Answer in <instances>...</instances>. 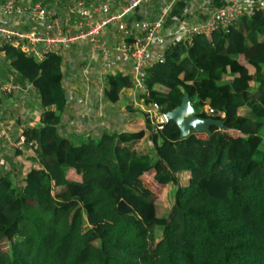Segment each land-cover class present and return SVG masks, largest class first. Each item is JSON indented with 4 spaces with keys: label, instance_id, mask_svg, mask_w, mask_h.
<instances>
[{
    "label": "trees",
    "instance_id": "1",
    "mask_svg": "<svg viewBox=\"0 0 264 264\" xmlns=\"http://www.w3.org/2000/svg\"><path fill=\"white\" fill-rule=\"evenodd\" d=\"M2 49L43 111L23 132L37 165L19 184L0 173V264H264V8L147 68L144 104L167 113L189 94L199 116L225 123L185 138L172 120L156 130L142 109V128L64 136L63 55ZM133 86L107 74L103 95L116 104ZM146 138L155 158L137 150Z\"/></svg>",
    "mask_w": 264,
    "mask_h": 264
},
{
    "label": "built area",
    "instance_id": "2",
    "mask_svg": "<svg viewBox=\"0 0 264 264\" xmlns=\"http://www.w3.org/2000/svg\"><path fill=\"white\" fill-rule=\"evenodd\" d=\"M152 1L126 0L121 3L120 0H77L62 12H51L39 2L30 1L24 5L16 4L13 0L0 1V43L21 46L27 55L38 61H42L50 52L70 50L76 44L88 43L94 54L97 53L102 68L110 70L107 74L125 72L124 75L131 76L134 90L146 94L147 68L154 63L164 62L171 46L180 41L190 44L196 34L228 30L242 15H252L258 8H264V1L244 3L243 0H229L226 5L209 10L208 15L200 21H180L170 27L163 19L134 17L136 12L142 11V7ZM111 26L124 33L120 42L109 41L107 30ZM85 76L88 79V75ZM65 81L64 74V86ZM11 91V87L0 83V98ZM140 109L148 114L153 124L156 118V130L162 129L169 121L166 113L160 112L158 104H142ZM207 111L214 112L209 105ZM218 113L225 116V113ZM11 130L12 124H4L0 110L1 134L10 139ZM19 144H26L24 134L20 136ZM30 145L32 150L37 147L34 143ZM5 164V160L1 159L0 165Z\"/></svg>",
    "mask_w": 264,
    "mask_h": 264
},
{
    "label": "crops",
    "instance_id": "3",
    "mask_svg": "<svg viewBox=\"0 0 264 264\" xmlns=\"http://www.w3.org/2000/svg\"><path fill=\"white\" fill-rule=\"evenodd\" d=\"M121 1V0H120ZM260 3L264 0H243L244 3L249 2ZM122 2V1H121ZM124 0L122 3H125ZM229 0H153L149 4H146L142 7V11H138L135 13L134 17L136 18H145V17H152L155 19H163L167 26H174L175 22L180 21H187L190 23H194L197 21L202 20L208 15L209 10L218 9L224 5H226ZM148 15V16H147ZM3 44L0 43V83L5 86H9L12 88L11 93H4L3 96L0 98V110L1 116L3 118V122L6 126L12 124V130L10 134V139L4 137L0 131V142L3 141L4 143H0V158L4 156H9V152L4 150V146L8 144L5 142H9L13 146H16V140L19 143L20 136L23 134L24 130L29 127H36L39 126L41 113L43 111V104L41 102L40 94L37 88L29 81V79L25 76L20 75L11 65L10 61L7 59L5 52L2 49ZM63 70V69H62ZM64 72V71H63ZM65 74V73H64ZM97 90L96 87H94ZM92 87L90 90H94ZM72 89V88H71ZM134 90V88H128ZM89 90V91H90ZM96 92L98 93V91ZM125 90V89H124ZM123 90V91H124ZM88 91V90H87ZM121 92V95L123 93ZM69 92V94H68ZM73 90L66 91L67 100H68V107L65 113L63 114L62 122L59 125V130L62 135L70 137V138H80L83 137L84 132L81 130L83 129L81 126H78L80 130L75 129V125L80 124L82 120H86L87 118L93 117V111H95L94 106L98 105V102L102 100V96L99 93L97 98L91 95V101H87L86 103H79L73 100L72 94ZM71 94V95H70ZM141 95V94H140ZM122 97V96H121ZM109 102V101H108ZM112 105L114 103L110 102ZM93 106V107H91ZM80 110H88L82 115L80 114ZM101 109V108H100ZM96 109L97 114H102L101 117H94L97 120H100L101 125H105L106 127L109 125L108 122H111L113 119V115L115 113L114 110H103V108ZM100 110V111H99ZM118 111V110H116ZM96 114V115H97ZM98 116V115H97ZM85 118V119H84ZM111 118V119H110ZM93 120V119H92ZM96 120V121H97ZM122 125H125L126 128H122V130H134V117H129L126 120V116L124 115L121 119ZM85 123H87L85 121ZM94 123V120H93ZM14 124V125H13ZM92 126V125H91ZM82 128V129H81ZM7 129V128H6ZM101 133V132H100ZM98 133L94 131L88 133L90 136H97ZM99 135V134H98ZM8 148H13L8 146ZM27 148L30 147L26 145H20L14 151V154L10 157H7V162L18 163L19 167L23 169V174H26L30 167L36 166L37 161L28 159H22V156H33L27 152ZM12 160V161H11ZM29 162V163H28ZM18 166V165H17ZM4 167L0 165V173L3 172ZM17 172L16 168L14 170V178L17 182ZM24 176V175H23Z\"/></svg>",
    "mask_w": 264,
    "mask_h": 264
},
{
    "label": "rangeland",
    "instance_id": "4",
    "mask_svg": "<svg viewBox=\"0 0 264 264\" xmlns=\"http://www.w3.org/2000/svg\"><path fill=\"white\" fill-rule=\"evenodd\" d=\"M0 1H8V0H0ZM16 4H27L28 2H36V3H42L43 5H45L46 8L50 9L51 12H62L66 6H68L70 3L77 1V0H13ZM122 2L124 0H121ZM121 2V3H122ZM24 24V22H23ZM109 27L107 30V37L109 39L110 42H120L122 40V38L124 37V33L122 31H117L118 29L115 27ZM59 53H62L64 56V61L62 63V69H63V73H65L66 76V81H65V89L66 91L73 90L72 96H73V100L77 101L79 103H86L87 101H91V95L93 94V97L97 98V95L102 96V100L101 102H98V105L95 108V111H93V114L95 115V117H101L102 114H97L98 111H96V109H102L103 110H114L115 113L113 115V119L111 120V122H108V126L106 127L105 125H101L100 124V120H97V118L91 116V118H87L86 120H82V122H80V124L75 125V129H79L80 128L78 126H81V124L83 126H81L82 128V132H84V134H88L91 132H95L100 134V132H102L103 130H109V131H123L122 128H126L125 125H122V121L121 119L123 118V116H126V120L129 119V117H134L135 118V122H134V127L135 129H139L144 127L143 122H144V115L142 113H140V105L144 104L143 98L140 95V91H136V90H132V89H125L122 93V97L120 99V101L118 103H116L115 105H112L110 102H108L104 95V87H105V77L108 71H105L102 68V64L99 60L98 57H96V54H94V52L92 51L91 46L88 43H80V44H76L74 46H72L70 48V50H58ZM251 72H254V68L249 66ZM118 71V69H117ZM113 73V72H112ZM117 73V72H116ZM125 73V72H123ZM122 73V74H123ZM115 74V73H114ZM85 75H88V79ZM251 85L252 90L254 91L255 89V84H249L248 86ZM96 87L98 91V93L96 92V94L94 93V90H90L91 88ZM72 88V89H71ZM88 90V91H87ZM90 90V91H89ZM69 94V92H68ZM70 94V95H71ZM194 105V104H193ZM93 107V106H91ZM195 107V106H194ZM100 109V110H101ZM208 109V104L205 106L204 110L206 112ZM99 110V111H100ZM118 110V111H116ZM140 110V111H139ZM80 114L82 115L83 113H85L88 110H80L79 109ZM98 116H97V115ZM222 117H224V115H222ZM85 119V118H84ZM94 123H93V120ZM111 119V118H110ZM159 119V118H158ZM97 120V121H96ZM85 121L87 123H85ZM155 124L154 126L156 127L158 125V122L156 120V118H154ZM14 125V124H13ZM92 125V126H91ZM97 134V135H98ZM262 134L264 135V130L262 131ZM16 146H13L12 144H10L8 141L5 142L8 145L4 146V150L8 151L10 154L9 156H4L1 159H4L6 164L3 165L2 167H4L5 170L10 171L12 170L14 172L15 168H16V172H17V182L18 184L22 182L23 180V169H21V167H19V162L16 164L14 162H10V164H8L7 162V157H10L14 154V151L17 149V147H19L21 144L18 143V141L14 140ZM1 144L4 143L3 141L0 142ZM8 146L13 147V148H8ZM16 148V149H15ZM33 148L30 147L29 149L27 148V152L29 154L33 153V156H35V151L32 150ZM137 150L142 154V157H148L150 154V158H155V154L153 153V149H152V145L149 143L148 138L143 139L138 145H137ZM16 152V151H15ZM27 156H22V159H28V161L30 162V160H33V156H29L28 154H26ZM12 161V160H11ZM28 162V163H29ZM13 165H15V168L13 170ZM18 165V166H17ZM4 171V170H3ZM164 205L162 206V209L164 211H167L168 209H170L171 204L169 202L167 203H163ZM158 236H161L162 231L159 230L158 231Z\"/></svg>",
    "mask_w": 264,
    "mask_h": 264
},
{
    "label": "water",
    "instance_id": "5",
    "mask_svg": "<svg viewBox=\"0 0 264 264\" xmlns=\"http://www.w3.org/2000/svg\"><path fill=\"white\" fill-rule=\"evenodd\" d=\"M166 115L169 121H174L178 126L181 138L188 137L192 132L210 134L211 126L225 128V123L221 119L199 116L189 94L183 97L178 107L167 112Z\"/></svg>",
    "mask_w": 264,
    "mask_h": 264
}]
</instances>
